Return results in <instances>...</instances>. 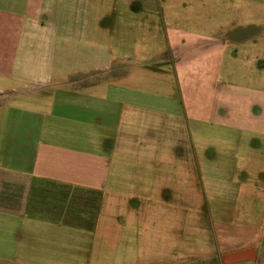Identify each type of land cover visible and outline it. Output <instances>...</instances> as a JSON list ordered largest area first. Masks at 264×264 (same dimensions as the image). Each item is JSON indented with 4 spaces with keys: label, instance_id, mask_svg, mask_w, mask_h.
<instances>
[{
    "label": "crops",
    "instance_id": "obj_1",
    "mask_svg": "<svg viewBox=\"0 0 264 264\" xmlns=\"http://www.w3.org/2000/svg\"><path fill=\"white\" fill-rule=\"evenodd\" d=\"M208 14L205 0H0V264H77L88 216L43 187L115 208L127 176L174 177L187 209L208 188L217 209L195 249L169 236L189 217L151 219L137 264H264V218L234 219L240 190L264 193V27Z\"/></svg>",
    "mask_w": 264,
    "mask_h": 264
},
{
    "label": "rangeland",
    "instance_id": "obj_2",
    "mask_svg": "<svg viewBox=\"0 0 264 264\" xmlns=\"http://www.w3.org/2000/svg\"><path fill=\"white\" fill-rule=\"evenodd\" d=\"M240 10L247 11V16L243 19L246 24H254L259 28L264 27V17L263 19L258 17L262 12L264 14V0H205V12L209 13L208 17L213 15L215 11H219L218 16L224 17L226 11L229 13V11L237 12ZM151 24L154 23L151 22ZM146 43L143 39L141 43L143 48L147 47ZM209 136L214 137L213 134ZM238 156L241 160L242 155L239 153ZM159 165L162 166L163 161H160ZM162 172L159 171V174ZM176 172L175 169L170 171L171 174H176ZM178 174H181V172L179 171ZM202 178H194L193 184H195V180H199L200 183L208 181V178ZM174 179V177L165 178L162 176H127V184L120 198H114L109 194L106 197L110 205L116 204L118 206L115 208L101 207L91 210L90 208L94 207L97 201L95 194L78 190L70 191L63 187L44 186L43 195L46 196V200H52L53 198L68 201L71 203L72 210L76 211L79 216H88V234L82 240L76 242L79 246L77 264H137L140 260L149 257L151 219L189 217L190 224L178 225L174 223V231L169 233V236L174 235L175 243H188L189 249H195L198 246L197 244L200 243L201 237L210 239L212 236L214 237L215 233L218 235L217 225L214 223L215 210L217 209L213 208L214 203L212 199H209V196L215 194L206 188L199 198L197 190V194L193 196V201L197 202L200 199L201 202L204 200V204L196 206L195 203L194 207L191 206L187 209L178 201L175 202L181 200V193L176 190L177 185L173 187L172 181ZM167 186L172 187L171 193L165 190ZM248 194L249 192L240 190L237 199H235L237 204L234 219L238 221H244L246 218L252 220L263 219L264 193L259 198H252ZM167 198H171L170 204L177 203L178 208L168 209V212H166V209L161 208V204L166 203ZM114 201L118 203H114ZM164 223H166V220H164ZM169 223L173 224L172 221H169ZM223 230L222 232H226ZM235 232L237 233V231ZM161 234L165 235L166 233L162 230ZM178 236L180 239L185 240L178 239ZM137 253L141 256H138Z\"/></svg>",
    "mask_w": 264,
    "mask_h": 264
}]
</instances>
